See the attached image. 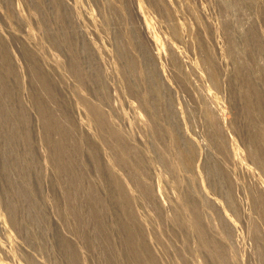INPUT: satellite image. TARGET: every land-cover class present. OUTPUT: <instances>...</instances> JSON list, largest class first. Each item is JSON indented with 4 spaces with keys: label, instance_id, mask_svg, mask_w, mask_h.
I'll return each mask as SVG.
<instances>
[{
    "label": "rangeland",
    "instance_id": "obj_1",
    "mask_svg": "<svg viewBox=\"0 0 264 264\" xmlns=\"http://www.w3.org/2000/svg\"><path fill=\"white\" fill-rule=\"evenodd\" d=\"M0 264H264V0H0Z\"/></svg>",
    "mask_w": 264,
    "mask_h": 264
}]
</instances>
